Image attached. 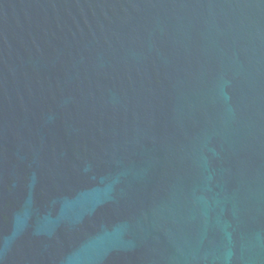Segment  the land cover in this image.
I'll return each instance as SVG.
<instances>
[{"label": "water", "instance_id": "95a60500", "mask_svg": "<svg viewBox=\"0 0 264 264\" xmlns=\"http://www.w3.org/2000/svg\"><path fill=\"white\" fill-rule=\"evenodd\" d=\"M0 264H264V0H0Z\"/></svg>", "mask_w": 264, "mask_h": 264}]
</instances>
